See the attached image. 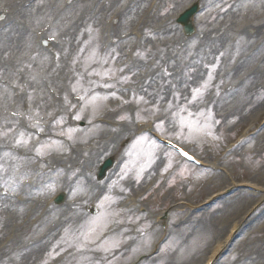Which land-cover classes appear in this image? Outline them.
Instances as JSON below:
<instances>
[{"label": "rangeland", "instance_id": "rangeland-1", "mask_svg": "<svg viewBox=\"0 0 264 264\" xmlns=\"http://www.w3.org/2000/svg\"><path fill=\"white\" fill-rule=\"evenodd\" d=\"M150 1L34 0L35 4L26 10L23 5H27L32 0H0V18L3 16V19L11 18L15 21L20 18L24 26L22 32L28 29L27 34L32 35L31 42H24L25 46L29 48L25 51L17 52L14 49L17 46L18 33L15 35L10 49L0 45V79L6 81L5 84L0 85V101L3 98L10 100L15 90L12 88L13 83L22 79L28 82L31 87L40 90L42 96L50 97L57 110L65 113L68 112L69 104H62L61 96L64 92L68 93L75 102V107L78 109L80 106L78 115L84 114V118L90 120L89 124H85V129L80 128L75 131L68 129V132L77 133L71 135L73 144L70 149L72 161L81 162L78 171L71 173L70 167L73 164L68 162L70 161L68 159L67 165L61 166L60 171L53 172L44 178L40 190L27 194L30 200L24 213L28 210L31 222L35 223L31 226L33 234L30 235L34 241L28 249L25 245L27 237L20 239L19 245L15 248H25V252L21 250V253L18 254L17 258H22L18 260L19 262H27L24 260H30L29 256L39 254L43 244L49 246L52 240L72 241L75 231L92 238L93 241L101 240L103 235L112 237L116 224L119 225L120 220L129 217V214L121 216L118 212L120 204H116V209L111 193L117 195L118 183L115 182L119 178H121L119 182L122 177H126L128 180L133 178L129 172V164L126 166L128 158L123 157L122 146L124 144H119L117 159L118 165L122 160H125V165L121 166L123 170H120V166L118 167L115 172V174L118 173L116 180L113 179L108 186H100L91 178L92 172L98 165H94L97 155L93 153L88 157L82 149L93 146L94 142L99 141L101 146L109 143L113 145L115 142L118 143L120 135L122 140L124 136H127L125 138L127 141H130L133 136L122 134L120 127L113 124L112 126L102 125L99 129L93 128V131L92 126L96 124L97 118L106 117L116 124L114 121L115 111L111 112V109L107 108L103 113L100 112L101 115L98 114L95 108H99L98 100L100 98H89V96L79 92L74 94V90L69 89L70 83L56 78L67 77L74 80L76 75L73 70H79L80 66L84 72L82 73L84 80L87 79L85 75L94 76L97 74L107 77L110 74L104 69L106 66L104 62L115 54L122 61L127 59L128 65L124 68L126 71L135 72L139 79L144 77L151 79L153 75L161 77L157 85L152 84L151 88L133 92L132 99L137 97L141 100L138 115L134 116L135 121H138V118L144 121H156L159 118L163 122L157 128L160 132L169 138H178L182 144L191 147L200 157L216 167L211 171V175L208 173L200 175L199 179H203V181L191 188L187 187V193L179 188L169 189L166 196L150 195L143 203L139 202L141 205L136 209L141 211L142 208V212L146 214L140 216L144 220L143 226L145 228H148L145 225L148 220L152 225L150 216L155 219V217L162 215V212L156 211L162 209L165 201L169 203L164 207V210L171 209L167 213V219L170 225L175 224L172 228L174 229L173 234L170 239L163 241V247L158 250L155 247H160V245L154 244L157 243L156 240H159L160 235L158 238H155L156 234L153 235V238L146 236L139 239L138 229H131L130 227L133 225H130L129 221L127 223L129 233H124L123 239L126 243L133 244V247L139 251L128 253L130 248H126L124 258L116 264H130L136 261L139 256H146L139 264H201L202 259L208 255V251L214 246L213 239L228 236L227 232L221 236L224 223L237 217H240L239 219L244 218V223H247L248 220L245 215L259 205L258 211L250 215L247 228L235 239L229 253L221 258L219 264H238V259L242 260V258L246 264H264V196L249 195L247 192L235 194L212 209H206L201 213L189 216L185 224H179L178 217L174 213L179 211V208L175 207V201L186 198L191 203H199L211 193H217L223 187L228 188L230 181L233 184L238 183L237 181H251L258 186V189H264V127L259 128L264 119V6L261 3V5L235 7L236 13L239 9L238 17H232V14L226 17L227 13L233 10L230 7L226 13L223 11L220 15L218 13L212 14L216 16L211 18L213 24H216L217 21L219 25L225 23L226 30L230 31L229 34L225 30L220 32V35L224 34L226 37L222 38L224 40L222 46L232 43L234 45L227 47L228 52L230 55L235 52L234 62H219L221 66L226 65L223 67L222 79L215 82L213 77L216 76L218 67L214 74L211 73L209 79H207L208 76L204 79L207 70L202 71L204 70L203 62L196 61L198 58L202 59L198 53L202 44L200 43L197 47L196 43L194 46H190L188 39L181 36L178 27L171 23L176 13L181 11L183 7L185 8L190 0H162L154 8L150 7ZM72 3L75 4L71 6ZM152 9L153 12H151ZM212 11L216 12L217 9L213 6H209L208 9L205 8L197 19L198 33L201 16ZM109 14L115 16L120 23L107 25L105 19ZM92 17L100 18L98 27L107 31L104 35L111 34L117 38V34L120 32L127 34V39L118 40L117 45L113 48L109 47L107 50H103L105 42L101 41V45L100 40L98 41L97 52L102 55L103 63L94 54L93 45L83 44L89 38L86 30L88 29L87 26L91 27L88 22ZM138 22L139 25L137 26ZM251 26L254 27L253 30ZM136 27L142 33L143 40L130 35ZM158 27L164 29V32L158 31ZM49 28H51V35L54 37L53 50L50 48L44 50L37 45L35 37L37 33L46 32ZM99 29L96 31V35L100 33ZM249 31L253 32L251 36L248 34ZM47 36L49 37V34ZM101 38L104 37L99 34V39ZM157 47H161L162 50L159 51ZM78 48L80 57L84 56L85 59L80 61L79 58L77 62L74 61L72 64L70 62L71 53L77 52ZM110 49H115V52L108 51ZM214 51L211 49L207 58L211 59ZM53 52L59 55L57 60L60 61V68L58 70L53 65ZM219 52L226 55V48H222ZM204 53L206 55L205 51ZM216 55L217 53L214 54V56ZM9 71L12 75L6 78L4 73L8 74ZM59 72H63V75L59 76ZM166 72L169 73L170 77L166 83H163L162 77L165 76ZM15 76L19 78L16 80ZM176 77L178 84L172 86ZM111 79L114 77L112 76ZM212 80V84L214 83L215 86L212 88V92H208L207 85ZM45 82H47L46 86L44 85ZM128 85L125 82L122 86ZM165 86H168L167 89H164ZM195 87H198L195 94L190 96L189 90ZM171 90L179 91L175 95V99L166 100V97L162 98ZM42 96L35 93L30 102H34ZM110 100H112L113 105L117 106V99L110 98L108 103ZM108 103L105 105L108 106ZM105 105L101 106L100 110L103 111ZM133 108L131 102L126 101L125 109L132 110ZM201 108H205V112H208L207 109L211 112L196 118L195 114L201 112ZM97 114L99 116L93 121ZM67 115L70 116L71 113H67ZM134 118H132L133 122ZM8 126L9 124H2L0 119L1 130ZM37 132L39 130L30 131L29 134L36 137ZM234 136L240 137L241 140L234 142L233 150L229 153L216 152L217 149L222 150L221 144L227 145V142ZM19 137L22 138V136ZM138 138L139 152L143 151V155L138 160H142V164L150 159L153 162L151 170L142 175V180L140 179L141 173L136 172L134 174L135 179H133L135 181L141 180L138 185H142L151 176V173H156L158 167L154 151L149 150L145 144L141 148ZM85 141L89 142L83 145ZM8 142H11V138H8ZM145 149L148 154L145 153ZM104 153L106 151L103 149L99 155ZM81 159L89 161L84 162ZM1 160L5 161L9 167L13 165L5 156H2ZM22 167H24V162L19 163L17 171H20ZM124 168L127 170L125 175ZM175 169L182 175L188 173V170L179 163ZM61 171L63 175L61 173L62 177H58V173ZM128 175L130 177H127ZM144 175H146L145 178ZM35 176L33 177L39 181ZM9 177L3 178L2 181L6 183ZM176 181L183 180L181 177H175L173 183L176 184ZM10 182L12 183V180ZM135 185L136 183L131 182L132 191L134 190L133 197L141 194L139 193L141 188L136 190L133 188ZM59 187L66 189V202L60 206H50L48 202L51 198L49 197ZM0 189L5 193L9 191L1 184ZM6 199H10V197L1 200ZM100 199L102 202L98 203L97 201ZM85 202L98 204L101 210L100 214L95 218L88 217L82 205ZM146 210L149 214L146 213ZM35 212L37 216H33ZM0 218L2 219L0 236L3 238L7 231L6 224L12 223L13 219L5 211L0 215ZM131 219L129 218V220ZM136 220L138 219L136 218ZM12 225H17V223L13 222ZM62 226H65L66 232L63 236L62 232L59 234ZM157 231H161L160 227L157 228ZM130 235L134 237H130ZM39 241L43 243L38 245ZM36 245L38 247L34 249ZM7 249L11 250V247L8 246ZM64 264H74V261L67 257Z\"/></svg>", "mask_w": 264, "mask_h": 264}, {"label": "bare ground", "instance_id": "bare-ground-1", "mask_svg": "<svg viewBox=\"0 0 264 264\" xmlns=\"http://www.w3.org/2000/svg\"><path fill=\"white\" fill-rule=\"evenodd\" d=\"M222 1H223V0H215V2H222ZM238 1H241V0H228V2L233 3V4H236ZM203 2H205V0H204ZM256 3H262V5L264 6V0H251L250 3H249V5H253V4H256ZM233 8H235V7H233ZM234 12H235V11H234ZM236 14L238 15V12H237ZM205 32H206V31H205ZM216 35H217L218 37H220V35H219L218 33H216ZM218 47H219V46H218V40H215V42L211 43L210 46H209V48L206 49V50H207L206 53H208L211 49L216 50ZM203 56H206L205 53H203ZM206 57H207V56H206ZM10 106H11V102L8 101V102L5 104V106L3 107V113H5V112L8 110V108H9ZM3 145H4V146H7V144H6L5 142L3 143ZM104 151H111V152H113V151H115V147H114V146H113L112 148H110V147H106V148H104ZM47 160H50V159H47ZM50 161H51V160H50ZM58 162H60V160H58ZM80 164H81V163H80ZM228 242H229V239H227V240L224 242V245L227 246ZM218 248H219V247H218ZM218 248L215 249V250L213 251V253H212V257L210 258V260L220 255V252H219V249H218Z\"/></svg>", "mask_w": 264, "mask_h": 264}, {"label": "snow or ice", "instance_id": "snow-or-ice-1", "mask_svg": "<svg viewBox=\"0 0 264 264\" xmlns=\"http://www.w3.org/2000/svg\"><path fill=\"white\" fill-rule=\"evenodd\" d=\"M182 155H184V156L188 157L189 159H191V157L188 156V154L186 152L185 153H182Z\"/></svg>", "mask_w": 264, "mask_h": 264}]
</instances>
